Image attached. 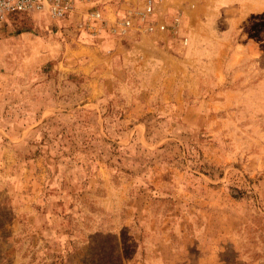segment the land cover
Wrapping results in <instances>:
<instances>
[{"label":"rangeland","instance_id":"374dc122","mask_svg":"<svg viewBox=\"0 0 264 264\" xmlns=\"http://www.w3.org/2000/svg\"><path fill=\"white\" fill-rule=\"evenodd\" d=\"M159 2L0 22V264H264V0Z\"/></svg>","mask_w":264,"mask_h":264},{"label":"built area","instance_id":"2783aa9c","mask_svg":"<svg viewBox=\"0 0 264 264\" xmlns=\"http://www.w3.org/2000/svg\"><path fill=\"white\" fill-rule=\"evenodd\" d=\"M16 13L40 15L53 23L72 19L74 31L91 39L122 40L131 34L155 33L174 37L183 28L178 10L158 18L154 0H140L139 5L125 6L120 13H106L98 0H0V22ZM179 41L185 45L187 39L182 36Z\"/></svg>","mask_w":264,"mask_h":264},{"label":"crops","instance_id":"0c3cea01","mask_svg":"<svg viewBox=\"0 0 264 264\" xmlns=\"http://www.w3.org/2000/svg\"><path fill=\"white\" fill-rule=\"evenodd\" d=\"M137 1H140V0H98V4H99V7L105 9L106 13H109V11L113 12V13H115V12L120 13L123 7L132 6L133 5L132 3L137 2ZM154 1L156 3V7H157L158 6V4H157L158 0H154ZM167 1L169 2L171 0H160L159 3L163 4V3H166ZM172 1H174V0H172ZM176 1L179 2L181 0H176ZM163 7H164V5H163Z\"/></svg>","mask_w":264,"mask_h":264}]
</instances>
